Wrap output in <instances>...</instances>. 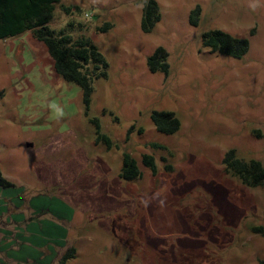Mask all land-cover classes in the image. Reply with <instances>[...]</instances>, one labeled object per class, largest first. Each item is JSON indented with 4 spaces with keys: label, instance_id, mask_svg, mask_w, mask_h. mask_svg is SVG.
Here are the masks:
<instances>
[{
    "label": "rangeland",
    "instance_id": "1",
    "mask_svg": "<svg viewBox=\"0 0 264 264\" xmlns=\"http://www.w3.org/2000/svg\"><path fill=\"white\" fill-rule=\"evenodd\" d=\"M143 1L56 7L50 26L90 37L109 62L88 115L81 88L54 72L31 32L0 39V169L13 184L0 187V264H58L72 247L69 264H264V236L252 232L264 226V189L223 165L231 149L264 164V0H156L151 33ZM105 23L114 26L101 32ZM215 29L249 38V52L236 60L204 47ZM158 47L169 75L147 67ZM155 111L174 112L181 129L158 132ZM96 118L113 148L97 141ZM125 153L141 178L120 177Z\"/></svg>",
    "mask_w": 264,
    "mask_h": 264
},
{
    "label": "trees",
    "instance_id": "2",
    "mask_svg": "<svg viewBox=\"0 0 264 264\" xmlns=\"http://www.w3.org/2000/svg\"><path fill=\"white\" fill-rule=\"evenodd\" d=\"M61 0H0V39L6 40L20 37L31 32L32 36L42 43L53 60L54 72L67 82L77 84L83 95V103L88 115L94 81L108 77L109 62L99 47L90 37L85 35L74 37L67 28L56 30L50 25L55 18V11ZM144 8L140 27L144 33H151L157 23L161 21L160 6L156 0L143 1ZM67 13L81 12L79 6H64ZM201 8L197 6L189 16L192 25L198 26ZM68 26H71L69 24ZM112 23H105L99 30L107 32L113 28ZM203 45L214 53L232 59L243 58L250 49V39L235 37L220 29L211 30L203 34ZM169 53L164 47H158L147 59V67L152 73L161 72L169 75ZM152 122L158 132L175 134L181 129V121L174 112L155 111L151 115ZM97 126V141L113 148V141L107 134L101 132L99 119H91ZM131 127L128 134L134 131ZM143 129H139L142 133ZM157 146V145H155ZM142 164L157 174L156 160L153 155L144 154ZM224 171L230 174L245 187L264 189V164L254 158L243 159L235 149L229 150L223 159ZM143 173L138 161L128 153L123 156V167L120 177L125 180L141 178ZM0 187L10 188L13 184L8 181L0 169ZM252 232L264 236V226L252 227ZM75 247L70 248L59 260L58 264H69L76 257Z\"/></svg>",
    "mask_w": 264,
    "mask_h": 264
},
{
    "label": "crops",
    "instance_id": "3",
    "mask_svg": "<svg viewBox=\"0 0 264 264\" xmlns=\"http://www.w3.org/2000/svg\"><path fill=\"white\" fill-rule=\"evenodd\" d=\"M62 1V0H61Z\"/></svg>",
    "mask_w": 264,
    "mask_h": 264
}]
</instances>
